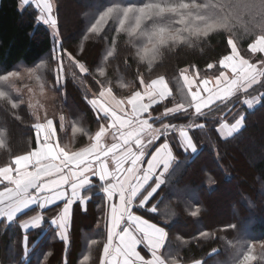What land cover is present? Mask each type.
Wrapping results in <instances>:
<instances>
[{
	"label": "snow or ice",
	"instance_id": "1",
	"mask_svg": "<svg viewBox=\"0 0 264 264\" xmlns=\"http://www.w3.org/2000/svg\"><path fill=\"white\" fill-rule=\"evenodd\" d=\"M20 3L17 11L32 9L33 25L48 33L52 47L47 60L36 57L0 69V112L21 123L25 115L31 117L25 151L13 152L0 139V228L21 229L19 264H26L38 244L33 241L30 251L29 230L45 224L62 242L61 264H73L67 255L73 207L86 211L93 190L103 194L98 223H103L104 239L91 240L98 256L89 251L74 264H208L219 255L213 248L207 257L184 260L173 254V239L178 249L190 250L193 240L199 245L201 238L213 236L243 249L234 220L190 239L173 237L156 200L185 161L199 156L197 132L207 130L212 154L218 157L220 143L244 129L245 111L264 106V0H102L98 6H85L81 42L73 48L65 47L60 0H22L24 8ZM214 37L223 38L215 58L202 66L180 63L187 50L198 47L203 52ZM117 39L125 50L114 63ZM106 40L110 47L89 63L84 42ZM69 67L73 79L85 86L83 100L93 117L88 127L74 121L73 135L79 136L71 144L61 131L72 113L49 114L43 104H33L31 90L25 100L19 88L34 79L43 81L42 92L49 83L59 91ZM201 177L204 186L217 184L215 173L206 168ZM188 191L182 189L177 198ZM45 210L56 214L46 219ZM202 210L203 205L195 210L189 206L194 218ZM229 232L234 235L229 237ZM257 245L264 250V239L248 243L236 264L262 259ZM51 255L50 250L40 253L41 264Z\"/></svg>",
	"mask_w": 264,
	"mask_h": 264
},
{
	"label": "trees",
	"instance_id": "2",
	"mask_svg": "<svg viewBox=\"0 0 264 264\" xmlns=\"http://www.w3.org/2000/svg\"><path fill=\"white\" fill-rule=\"evenodd\" d=\"M65 1L69 2L70 0H60L59 4L61 31L65 47L73 48L81 42L82 20L72 19L75 11L65 15ZM87 2L89 4L85 6H98L102 0H88ZM133 2L140 3L143 0H133ZM19 6L21 7V3ZM17 7V0H0V69L7 68L17 62L27 63L36 57H41L43 60L50 58L52 41L48 33L33 25L31 8L21 14L17 11ZM83 10L76 11L78 17L80 15L82 17ZM246 41L247 38L243 42L245 48ZM84 43L89 63L97 62L110 47L107 40ZM222 47L223 38L214 37L203 52L198 47L187 50V54L182 56L180 63L188 60L202 66L206 61L215 58ZM124 50L125 45L122 40L117 39L119 55L114 56V63L123 57ZM175 64L176 61L173 60L169 68L170 73ZM120 67L123 68V65ZM72 71L70 67L67 69V75L64 77L65 83L59 91L53 90L50 83L46 84L43 90L48 95L52 108L57 111L63 110L66 114L72 113L65 121L68 133L64 138L69 144L74 142L76 136H79V133L76 136L73 135L74 121H78L81 126L88 127L93 119L83 100L85 86L80 81L73 79ZM109 71H112L111 67ZM130 78L129 74L128 79ZM33 81L34 79H28L25 82L30 84ZM41 83L43 81H36V84L33 83V85L37 86ZM245 115L244 129L227 143H220L218 157L212 154L209 137L206 135L207 130L197 132L196 140L202 146L199 156L193 162L185 161L184 166L161 190L156 200V203L159 204L160 218L170 224L173 237L180 234L190 239L202 231L215 232L218 225L234 220L239 226L238 235L243 238L244 248L234 249L226 239H216L213 236L212 238H201L199 245L193 240L190 250L186 246L178 249L177 242L173 239V254L178 252L184 260H189L192 256L207 257V254L216 248L219 249V255L210 258L208 264H218V262L236 264L242 258L248 243L264 239V106L256 104L253 108L247 109ZM30 119V115H25L24 122L21 123L7 114H1L0 139H4L6 144H10L13 152H23L30 146ZM19 129L24 132L23 136H19ZM212 139H216L214 133ZM2 154L3 150H0V155ZM205 168L215 173L217 179L215 186L202 184L201 170ZM230 185L238 189L237 198L233 202H230L231 191L227 190V186ZM185 188L189 191L178 199L176 194ZM90 195L92 199L87 203V210L76 212L74 220L72 217V223L80 220L76 230L73 228L69 230L71 246L67 255L73 264L77 256L87 254L89 251L94 258L98 256L99 248L92 245L91 240L104 239L103 223H98L103 213V194L93 190ZM198 204L204 206L202 214L198 218L191 217L189 206L191 210H195ZM55 214V210L50 211L46 219ZM28 234L32 238V242L38 241V244L35 251H31L26 264H41L39 254L49 250L53 255L46 264H61L62 242L53 238L54 234L47 224L43 225L41 229H37L33 235ZM233 235L231 232L228 233L229 237ZM42 236H44L43 240L39 241ZM20 241L21 229L19 227L10 226L7 230L0 228V264H11L14 260L19 264L22 258ZM256 254L262 259L254 264H264V250L260 249L259 245H257Z\"/></svg>",
	"mask_w": 264,
	"mask_h": 264
},
{
	"label": "rangeland",
	"instance_id": "3",
	"mask_svg": "<svg viewBox=\"0 0 264 264\" xmlns=\"http://www.w3.org/2000/svg\"><path fill=\"white\" fill-rule=\"evenodd\" d=\"M87 1L88 0H70L69 2L65 1V3H66V6L64 4V6H65L64 7L65 8L64 9L65 15H69L72 11H75V15H73V18L71 16V18L74 19V20H76V19L82 20L81 15L78 17L77 14H76V11L80 12V10H83L84 6L89 4ZM21 7L22 8L25 7L23 5V3H22V0H21ZM25 81H27V80H25ZM25 81L19 85L20 93L24 95L25 100L29 99V90H31L30 95H31V100H32L33 104H36V103L43 104L47 108V111L49 112V114H52L53 112H58L55 108H52L50 106V99L48 98V95L45 94V92H43V93L41 92L40 93V84H37V86L33 85V83L36 84V80H34L30 84H27ZM1 114L5 115V113L1 112L0 113V117H1ZM0 123H1V121H0ZM67 127L68 126H66L64 124V128L61 131V135L63 136V138L68 133ZM3 131H5V130H3ZM18 134H19V136H23L24 132L22 131V129H19ZM64 141L66 142L65 138H64ZM227 190L231 191V194L229 192L228 193L231 195L230 202H233V200L237 198L238 189H237V187H234L233 185L232 186L230 185V186H227ZM79 223H80V220L78 219L76 224H75V230L77 229Z\"/></svg>",
	"mask_w": 264,
	"mask_h": 264
},
{
	"label": "crops",
	"instance_id": "4",
	"mask_svg": "<svg viewBox=\"0 0 264 264\" xmlns=\"http://www.w3.org/2000/svg\"><path fill=\"white\" fill-rule=\"evenodd\" d=\"M87 203H88V201H87ZM50 211H52V210H45V216H46V217L48 216V213H49ZM76 212H82L80 206H78V205H74V207H73V215H72L73 220H74V215H76ZM75 224H76L75 221H73V223L71 222L70 229H72V228L75 229ZM36 230H37V229H35V230H31V229H30V230H29V233H31V235H33L34 232L36 233ZM43 237H44V236H42L41 238H39V241L43 240ZM29 246H30V251H31L32 238H30V237H29Z\"/></svg>",
	"mask_w": 264,
	"mask_h": 264
}]
</instances>
